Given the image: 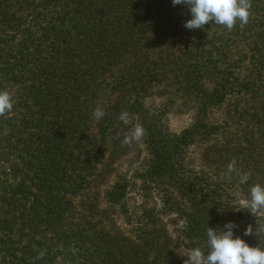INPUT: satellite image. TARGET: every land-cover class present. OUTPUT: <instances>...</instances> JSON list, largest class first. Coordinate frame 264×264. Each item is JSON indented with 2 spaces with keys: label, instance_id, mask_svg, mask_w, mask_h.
Wrapping results in <instances>:
<instances>
[{
  "label": "trees",
  "instance_id": "trees-1",
  "mask_svg": "<svg viewBox=\"0 0 264 264\" xmlns=\"http://www.w3.org/2000/svg\"><path fill=\"white\" fill-rule=\"evenodd\" d=\"M251 3L229 32L187 29L172 0H0V264H183L229 221L264 249L243 234L264 215L236 210L264 186V0ZM136 125L146 135L122 147Z\"/></svg>",
  "mask_w": 264,
  "mask_h": 264
},
{
  "label": "clouds",
  "instance_id": "clouds-1",
  "mask_svg": "<svg viewBox=\"0 0 264 264\" xmlns=\"http://www.w3.org/2000/svg\"><path fill=\"white\" fill-rule=\"evenodd\" d=\"M173 6L185 5L188 7L191 19L187 20L184 26L187 29H203L205 25L215 23L222 25L231 32L237 21L243 29L249 22L252 7L251 0H172ZM13 109V99L8 91H0V116H5ZM101 107L93 110L94 118L99 121L105 115ZM120 121L130 123L129 113L124 110L119 115ZM146 135V129L136 125L130 134H126L121 141V146H130L134 141H140ZM233 164L229 165V171H233ZM250 173L240 174V183L244 184L250 178ZM253 217L264 215V186L259 184L250 188V199L244 201L241 207ZM238 226L234 222H227L222 229L207 227V254L200 248H185L183 256L187 257L183 264H264V249L261 247H250L240 237L234 238V229ZM264 233V225H257L255 230L249 225L245 236H256ZM45 255L41 251L37 259Z\"/></svg>",
  "mask_w": 264,
  "mask_h": 264
},
{
  "label": "rangeland",
  "instance_id": "rangeland-1",
  "mask_svg": "<svg viewBox=\"0 0 264 264\" xmlns=\"http://www.w3.org/2000/svg\"><path fill=\"white\" fill-rule=\"evenodd\" d=\"M244 203V201H241V204H243Z\"/></svg>",
  "mask_w": 264,
  "mask_h": 264
}]
</instances>
